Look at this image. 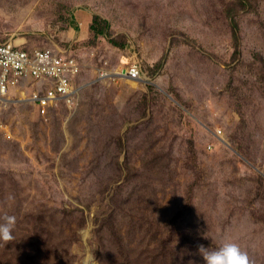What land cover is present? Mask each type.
I'll return each instance as SVG.
<instances>
[{
  "label": "rangeland",
  "instance_id": "1",
  "mask_svg": "<svg viewBox=\"0 0 264 264\" xmlns=\"http://www.w3.org/2000/svg\"><path fill=\"white\" fill-rule=\"evenodd\" d=\"M248 1L0 0L1 42L68 51L88 86L72 109L0 106V264H199L203 234L264 264V0Z\"/></svg>",
  "mask_w": 264,
  "mask_h": 264
},
{
  "label": "built area",
  "instance_id": "2",
  "mask_svg": "<svg viewBox=\"0 0 264 264\" xmlns=\"http://www.w3.org/2000/svg\"><path fill=\"white\" fill-rule=\"evenodd\" d=\"M83 65L59 47L27 48L0 41V106L23 104L40 108H76L86 85L80 86ZM110 72L101 70V78ZM128 77L143 78L139 64ZM32 90L29 94L26 91Z\"/></svg>",
  "mask_w": 264,
  "mask_h": 264
},
{
  "label": "clouds",
  "instance_id": "3",
  "mask_svg": "<svg viewBox=\"0 0 264 264\" xmlns=\"http://www.w3.org/2000/svg\"><path fill=\"white\" fill-rule=\"evenodd\" d=\"M14 226V217L4 216L3 222H0V239H11V231ZM90 229L84 227L80 230L79 235L86 239L89 236ZM211 239V243L207 246L199 245L197 251L202 257L199 264H249L247 254L241 250L240 246L231 241L223 240L213 244V238L203 234ZM82 264H97L93 251H90L82 261Z\"/></svg>",
  "mask_w": 264,
  "mask_h": 264
},
{
  "label": "trees",
  "instance_id": "4",
  "mask_svg": "<svg viewBox=\"0 0 264 264\" xmlns=\"http://www.w3.org/2000/svg\"><path fill=\"white\" fill-rule=\"evenodd\" d=\"M243 4H244V8H249L250 6V2L248 0H242ZM237 14H238V11L236 10H232L229 12V16H230V19H231V25H232V28H233V33H234V38H235V41H236V47H237V56L240 52V42H241V33H240V26H239V23L237 21ZM94 29L97 31L98 29L94 27ZM100 33L102 34H105V32L103 31H100ZM46 251H43V253H45ZM47 257H45L48 262L50 261L49 258H48V254H46ZM36 258V257H35ZM36 264H39V263H36ZM47 264V263H45Z\"/></svg>",
  "mask_w": 264,
  "mask_h": 264
},
{
  "label": "crops",
  "instance_id": "5",
  "mask_svg": "<svg viewBox=\"0 0 264 264\" xmlns=\"http://www.w3.org/2000/svg\"><path fill=\"white\" fill-rule=\"evenodd\" d=\"M21 46V45H20Z\"/></svg>",
  "mask_w": 264,
  "mask_h": 264
}]
</instances>
